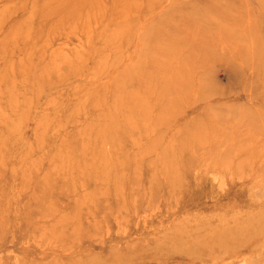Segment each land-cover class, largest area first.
Wrapping results in <instances>:
<instances>
[{"label": "rangeland", "instance_id": "1", "mask_svg": "<svg viewBox=\"0 0 264 264\" xmlns=\"http://www.w3.org/2000/svg\"><path fill=\"white\" fill-rule=\"evenodd\" d=\"M258 2L0 0V264H264Z\"/></svg>", "mask_w": 264, "mask_h": 264}, {"label": "bare ground", "instance_id": "2", "mask_svg": "<svg viewBox=\"0 0 264 264\" xmlns=\"http://www.w3.org/2000/svg\"><path fill=\"white\" fill-rule=\"evenodd\" d=\"M262 8H264V0H259V2H258V10H261ZM198 10V9H197ZM166 16H168V15H166ZM186 18H188L189 19V17L188 16H186ZM191 18L193 19H195L196 21H198V19L195 17V16H191ZM190 18V19H191ZM163 19H164V17H162L159 21H158V23H161L162 21H163ZM207 19V18H206ZM151 34V32L150 33H148V35H150ZM258 48V47H257ZM257 49L256 48H254L253 49V56L255 55V54H257ZM252 61V60H251ZM251 63V62H250ZM251 65H252V63H251ZM204 66V65H203ZM253 66V65H252Z\"/></svg>", "mask_w": 264, "mask_h": 264}]
</instances>
